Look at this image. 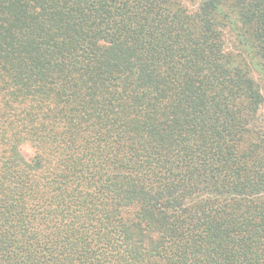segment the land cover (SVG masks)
<instances>
[{
  "label": "trees",
  "instance_id": "1",
  "mask_svg": "<svg viewBox=\"0 0 264 264\" xmlns=\"http://www.w3.org/2000/svg\"><path fill=\"white\" fill-rule=\"evenodd\" d=\"M188 1L0 0V264H264V0Z\"/></svg>",
  "mask_w": 264,
  "mask_h": 264
},
{
  "label": "rangeland",
  "instance_id": "2",
  "mask_svg": "<svg viewBox=\"0 0 264 264\" xmlns=\"http://www.w3.org/2000/svg\"><path fill=\"white\" fill-rule=\"evenodd\" d=\"M188 0H185V3H188ZM227 43H226V47H227V51H234L233 46H232V42L230 40H227V38H225ZM254 77L256 78L257 81L261 82V80L258 79V73L255 72L253 73ZM260 120L262 122V124L264 125V106L261 108V112H260ZM22 153L24 154L25 157H29L32 153L31 148L28 145H23L22 146Z\"/></svg>",
  "mask_w": 264,
  "mask_h": 264
}]
</instances>
